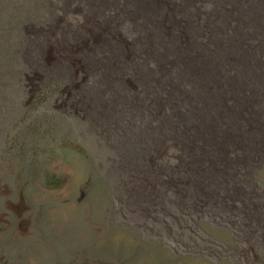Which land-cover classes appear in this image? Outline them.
Returning a JSON list of instances; mask_svg holds the SVG:
<instances>
[{
	"label": "rangeland",
	"instance_id": "374dc122",
	"mask_svg": "<svg viewBox=\"0 0 264 264\" xmlns=\"http://www.w3.org/2000/svg\"><path fill=\"white\" fill-rule=\"evenodd\" d=\"M132 12L130 0H0V264H264V147L188 140L202 103L183 78L162 83L157 114L120 87Z\"/></svg>",
	"mask_w": 264,
	"mask_h": 264
},
{
	"label": "bare ground",
	"instance_id": "6f19581e",
	"mask_svg": "<svg viewBox=\"0 0 264 264\" xmlns=\"http://www.w3.org/2000/svg\"><path fill=\"white\" fill-rule=\"evenodd\" d=\"M130 1L134 12L128 15L137 36L136 52H122L130 77L121 78L120 87L131 93L141 89L157 114L164 103L161 104L158 93L164 87L162 83L175 88L172 78L177 81L183 78L191 92H182L194 95L202 103V113L188 140L198 136L203 140L207 136L217 145L221 144L218 146L221 153L226 145L239 142L264 147V123L251 112L258 94L254 96L248 89L250 84L245 88L251 90V99L238 101V96H233L237 90L245 89L244 82H253L259 86L258 93L264 102V74L261 75L264 59L258 56L264 55V0H181L182 4L173 0ZM204 3L209 4L208 10L201 9ZM186 6L192 7L190 14ZM139 14L142 17L136 21L134 17ZM103 28L109 38L112 36L114 42L124 46V38L114 36L117 33L109 23ZM99 33L86 30L88 41L96 45L106 43L104 33ZM231 65L240 67L238 74H224L226 66ZM169 87L165 89L167 101L173 97Z\"/></svg>",
	"mask_w": 264,
	"mask_h": 264
}]
</instances>
